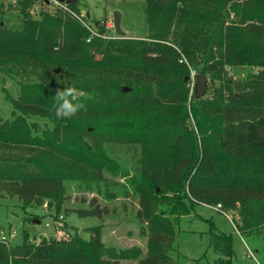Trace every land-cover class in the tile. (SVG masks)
<instances>
[{
	"label": "trees",
	"instance_id": "1",
	"mask_svg": "<svg viewBox=\"0 0 264 264\" xmlns=\"http://www.w3.org/2000/svg\"><path fill=\"white\" fill-rule=\"evenodd\" d=\"M140 1L144 38L108 37L95 21L89 42L60 8L41 2L31 14L35 1L17 0L7 26L0 4V77L18 85L5 94L11 118L0 119V197L24 210L47 202L57 221L71 184L130 174L146 238L143 250L107 246L97 227L33 241L23 230L19 245L0 240V264H178L176 227L197 206L234 211L239 233L264 236V0ZM233 67L256 72L236 80ZM190 69L207 77L208 98L188 102ZM69 88L83 107L58 117L56 94ZM120 148L135 155L130 169L114 157ZM96 202L74 211L100 219ZM211 227L212 264H232L231 237Z\"/></svg>",
	"mask_w": 264,
	"mask_h": 264
},
{
	"label": "rangeland",
	"instance_id": "2",
	"mask_svg": "<svg viewBox=\"0 0 264 264\" xmlns=\"http://www.w3.org/2000/svg\"><path fill=\"white\" fill-rule=\"evenodd\" d=\"M16 2L17 0H0L5 19L8 21L7 26L17 25V11L13 8ZM78 3L79 14L84 15V21L88 26L94 27L95 21L104 23L108 37H116L112 25V15L115 11L121 15L122 37L142 39L146 36L143 2L140 0H78ZM69 56L79 57L77 53H70ZM252 72L256 70L243 67L228 69L229 75L236 80H243ZM188 88L190 102L193 95L191 82ZM17 92L18 85L15 79L0 77V119L11 118L12 107L5 94L15 97ZM209 95L207 92L204 97L208 98ZM190 123L194 125L191 115ZM38 124L40 127L44 126L41 121H38ZM114 157L119 164L129 169L135 162V155L123 148L116 151ZM130 176L129 174L123 178L119 175L104 174L106 181L94 188H87L84 184L79 186L71 184L67 191L68 200L62 207L57 221L53 220L55 213L53 209H49L47 202L24 210L16 197L3 193L0 197V236L6 235L11 245H19L22 242L23 230L33 241L34 237L60 238L66 234L70 236L79 234L87 238L90 230L97 227L100 229L103 243L107 246L138 247L145 250L146 238L140 234L139 226L134 219L138 210V199L128 184ZM92 199H95L102 209V217L98 219L78 216L74 210L78 207L89 209ZM34 221H39V224ZM236 221L238 218L234 211H230L226 217L214 209L195 207L188 216L179 219L170 255L178 264H212L218 258V255L209 248L212 224L214 230L231 237L232 264H264V236L239 233L234 226Z\"/></svg>",
	"mask_w": 264,
	"mask_h": 264
},
{
	"label": "water",
	"instance_id": "3",
	"mask_svg": "<svg viewBox=\"0 0 264 264\" xmlns=\"http://www.w3.org/2000/svg\"><path fill=\"white\" fill-rule=\"evenodd\" d=\"M60 4H74L75 0H56ZM113 30L117 37L122 38L123 32L120 29V21H121V15L118 11L113 12ZM189 77H185L184 81H189ZM207 86H208V79L201 73H197V75L194 78V85H193V96L195 99H199L201 97H204L207 92ZM123 93H127L129 89L127 87H123L122 89ZM39 224V221H34Z\"/></svg>",
	"mask_w": 264,
	"mask_h": 264
},
{
	"label": "built area",
	"instance_id": "4",
	"mask_svg": "<svg viewBox=\"0 0 264 264\" xmlns=\"http://www.w3.org/2000/svg\"><path fill=\"white\" fill-rule=\"evenodd\" d=\"M34 1H35V3L32 6L31 11H30L31 14H36L41 8V2H45L47 5H50L52 8L62 9L64 12L68 13L71 17L78 20L82 24V26H84L91 34V36L87 39V42H89V40L92 37L98 36V34L91 27H89L88 24L84 21V15L83 14H76L75 12L71 11L67 7V4H60L56 0H34ZM196 75H197V72L195 70H192V69L189 70V78H190L189 82H191V84H192V91H193V85H194V78ZM213 209L218 210L219 205ZM223 215L227 217V215H225V214H223ZM0 240L3 242H6L5 236L4 235L1 236Z\"/></svg>",
	"mask_w": 264,
	"mask_h": 264
},
{
	"label": "clouds",
	"instance_id": "5",
	"mask_svg": "<svg viewBox=\"0 0 264 264\" xmlns=\"http://www.w3.org/2000/svg\"><path fill=\"white\" fill-rule=\"evenodd\" d=\"M71 96L72 101L76 100L75 90L69 88L65 91L58 92L56 94V115L59 117L61 115L68 116L74 114L76 111L83 107L82 104L79 103H71L68 97Z\"/></svg>",
	"mask_w": 264,
	"mask_h": 264
}]
</instances>
